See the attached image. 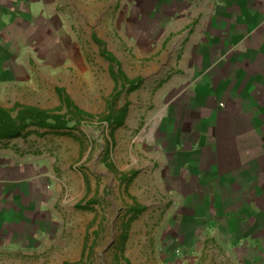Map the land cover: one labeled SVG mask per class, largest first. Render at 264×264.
<instances>
[{
  "label": "crops",
  "instance_id": "0c3cea01",
  "mask_svg": "<svg viewBox=\"0 0 264 264\" xmlns=\"http://www.w3.org/2000/svg\"><path fill=\"white\" fill-rule=\"evenodd\" d=\"M114 36L128 53L157 54L159 74L140 82L167 100L148 172L178 235L255 253L264 246V0H0V107L76 101L70 81L100 52L95 37L109 47ZM71 123L0 138V264L100 261L99 247L86 252L84 236L68 237L74 183L84 181L72 170Z\"/></svg>",
  "mask_w": 264,
  "mask_h": 264
},
{
  "label": "rangeland",
  "instance_id": "374dc122",
  "mask_svg": "<svg viewBox=\"0 0 264 264\" xmlns=\"http://www.w3.org/2000/svg\"><path fill=\"white\" fill-rule=\"evenodd\" d=\"M113 39L103 47L118 49L116 55L108 51L116 62L104 57L96 42L100 52H90L88 70L70 81L76 99L72 102L86 115L78 124L71 123L80 142L72 170L84 181L74 183L78 205L66 214L68 237L84 236L86 252L99 247L101 253L98 262L78 264H264V246L250 253L247 247L210 238L188 244L178 235L184 230L171 221L172 206L154 173L148 172V143L154 137L159 107L167 100H157L155 85L143 88L140 83L133 93L123 88L128 80L156 77L157 54L128 53L125 38ZM116 90L123 92L113 103ZM112 103L114 111L125 116L122 126L107 119Z\"/></svg>",
  "mask_w": 264,
  "mask_h": 264
},
{
  "label": "trees",
  "instance_id": "16d2710c",
  "mask_svg": "<svg viewBox=\"0 0 264 264\" xmlns=\"http://www.w3.org/2000/svg\"><path fill=\"white\" fill-rule=\"evenodd\" d=\"M95 40L102 46L101 54L111 63L116 62L115 57L103 47V42L96 37ZM140 82L141 79L139 78L128 80V86L125 84L123 88L127 90V93L135 91ZM122 92L123 91H115L112 99L113 103L119 100ZM113 103L110 105L111 111L107 119L112 121V124L115 122L116 126H121L124 122L125 116L123 115L122 117L114 111L115 104ZM63 106L67 107L68 112L66 114H59L63 109ZM15 111H17V115L13 116L12 113ZM85 115L86 113L74 105L69 97H65L64 100H62V106L56 110H46L39 107L22 105H16L12 110L0 107V138L18 137L31 126L50 129H64L69 121H74L76 125L80 122V116L83 117Z\"/></svg>",
  "mask_w": 264,
  "mask_h": 264
}]
</instances>
